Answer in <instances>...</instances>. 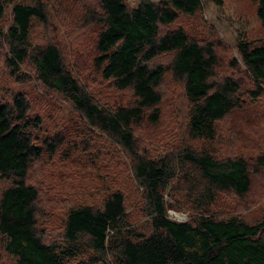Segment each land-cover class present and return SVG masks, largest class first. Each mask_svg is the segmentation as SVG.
Here are the masks:
<instances>
[{
	"label": "trees",
	"instance_id": "trees-1",
	"mask_svg": "<svg viewBox=\"0 0 264 264\" xmlns=\"http://www.w3.org/2000/svg\"><path fill=\"white\" fill-rule=\"evenodd\" d=\"M100 25L93 63L101 77L117 89H130L129 104H101L63 64L54 43L32 45L33 19L46 21L44 0H0V21L11 4V23L0 27V49H7L4 63L16 80L26 78L22 64L29 61L36 78L48 89L64 95L87 125L102 132L132 158V173L141 188L152 231L141 235L128 227L125 198L111 190L98 206L80 204L65 214L59 240L46 241L37 225L38 188L26 182L32 160L55 143L37 141L34 130L40 118L29 117L28 101L17 91L12 101L0 100V177L10 183L0 193V234L3 248L14 264H95L110 256L114 264H264V219L247 223L241 217H217L207 211L217 193L244 195L250 188V170L242 157H216L207 149L185 145L176 153L151 157L141 152L134 128L142 119L156 122L161 99L158 86L167 70L183 83L188 100L187 134L190 139L210 141L216 122L238 105L240 83L230 76L213 80L216 56L211 43L201 45L182 28L166 29L179 14H194L201 0H96ZM257 16L264 21V0ZM241 61L255 87L264 88V40L237 43ZM171 53L170 63L153 64L161 54ZM261 165L264 157L259 158ZM258 170V168H255ZM174 182V184H172ZM184 190L196 206L194 217H168L164 191ZM128 227V228H127ZM90 250V252H88ZM86 254V259L80 258ZM100 256L99 258H94ZM94 258V259H93Z\"/></svg>",
	"mask_w": 264,
	"mask_h": 264
},
{
	"label": "rangeland",
	"instance_id": "rangeland-1",
	"mask_svg": "<svg viewBox=\"0 0 264 264\" xmlns=\"http://www.w3.org/2000/svg\"><path fill=\"white\" fill-rule=\"evenodd\" d=\"M28 2V0H16ZM139 0H126L133 7ZM160 2L161 0H154ZM201 7L190 15L179 14L163 30L182 28L187 35L204 45L211 43L216 63L213 80L230 76L240 83L239 105L216 122V135L210 141L188 137L186 122L188 100L183 83L167 70L158 86L161 99L157 104L159 118L150 122L144 117L134 128V135L141 152L151 157L176 153L189 145L207 149L216 157H242L250 170V188L244 195L224 191L217 193L207 211L217 217L236 215L247 223L264 219V88L258 95H250L255 87L237 50V43L264 40V21L257 16V4L251 0H201ZM46 21L33 19L30 26V43L58 46L63 64L93 97L101 104H129L134 100L130 89H117L111 81L101 77L93 63L95 40L100 23L93 19L100 13L96 0H44ZM11 4H8L0 21L5 30L11 23ZM7 46L0 49V100L12 101L17 91H22L28 101L29 117L40 118V127L34 130L37 141L55 143L53 151L46 149L32 160L26 182L38 188L37 225L44 240L60 239L66 211L76 205L98 206L106 193L119 189L125 198V220L128 227L141 235L152 231L146 213L142 190L132 173V158L102 132L91 128L75 111L72 103L61 93L46 88L35 76L29 61L20 71L26 78L16 80L4 63ZM171 53L161 54L153 64L165 67ZM258 168V170H255ZM0 177V193L9 185ZM174 184V182H172ZM168 217L189 220L195 215L196 206L184 190L170 188L164 191ZM127 227V228H128ZM90 252V250H88ZM84 255L80 258L86 259ZM99 258L100 256L94 257ZM93 258V259H94ZM76 262L72 261V264ZM95 264H114L104 254ZM0 264H14V258L5 252L0 234Z\"/></svg>",
	"mask_w": 264,
	"mask_h": 264
}]
</instances>
